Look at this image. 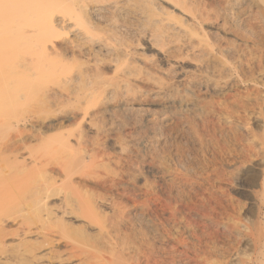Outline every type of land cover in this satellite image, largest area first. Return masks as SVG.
I'll return each mask as SVG.
<instances>
[{
	"label": "bare ground",
	"instance_id": "obj_1",
	"mask_svg": "<svg viewBox=\"0 0 264 264\" xmlns=\"http://www.w3.org/2000/svg\"><path fill=\"white\" fill-rule=\"evenodd\" d=\"M8 21L13 26L6 27ZM0 48L2 62L8 61L14 68L10 77L15 83L17 100L38 93L43 96L47 110L38 130L25 127L18 136L22 145L15 143L19 147H14L9 139L0 155L6 154L14 166L20 167V172H25L28 164L26 159L21 162L19 155L22 148L30 149L28 141L37 140L43 145L60 143L57 152L54 150L56 158L34 160L33 168L44 181L36 191L33 188V192L25 191L19 197L7 194L9 186L22 173L0 176V200L25 203L31 198L38 203V211L31 217L33 221L56 215L62 223L71 218L87 220L89 224L104 221L107 209L114 213L118 210L109 193H124L127 188L118 180L99 176L95 171L98 166L87 163L99 159L102 165L115 162L123 177L135 175L140 156L164 159L159 154L160 147L172 136L193 140L201 153L208 144L217 142V135L232 141L231 147L225 146L223 150L218 147L220 156L226 157L220 168L233 172L246 167L242 184L257 202V209L262 210L264 80L259 75L264 73V0H0ZM3 102L0 96V103ZM4 117L0 111V118ZM33 118L24 125L34 123ZM216 119L217 123L224 120L221 123L225 125L218 126ZM239 124L250 126L248 133L255 140L254 146H260L257 160L252 159L251 150L245 148L248 153L241 152L235 147L241 137L233 126ZM115 150L122 154H112ZM176 167V171H156L161 180L170 181L174 196L190 186L185 173L177 172ZM214 167L215 171L221 170ZM225 167L228 169L224 170ZM55 174L64 180L59 183ZM74 177L81 179L76 182ZM59 184L67 185L64 197L60 195ZM80 193L88 196L87 211L75 198ZM55 200L57 206L52 203ZM142 208L135 213L120 208L122 214L118 212V216H122L117 226L111 231L102 228L98 233L100 243L92 251L70 252L64 257L56 256L51 248L39 253L41 248L32 245L35 248L18 250L14 259L8 246H3L0 264H93L96 260L101 264L106 260L105 253L110 259L102 264H143L140 258L135 259L138 256L135 248L128 244L121 247L119 242L122 235L126 238L134 230L139 219L145 220L146 209ZM148 218V227L153 232H162L159 231L162 223L155 221L159 219ZM254 226L250 232L255 248L251 264H264V217H258ZM183 232L173 234L176 244L170 247L169 261L157 256L153 261L150 254H145V264H219L214 261L216 252L203 247L205 240L201 235ZM1 233L3 228L0 237ZM163 254L161 251L160 255Z\"/></svg>",
	"mask_w": 264,
	"mask_h": 264
},
{
	"label": "rangeland",
	"instance_id": "obj_2",
	"mask_svg": "<svg viewBox=\"0 0 264 264\" xmlns=\"http://www.w3.org/2000/svg\"><path fill=\"white\" fill-rule=\"evenodd\" d=\"M6 10H8L7 7H6ZM5 26L11 27L13 26V23L11 21H8L5 23ZM0 52H1V48H0ZM12 67L13 66L8 61H4L3 63L2 59H0V96L1 98L4 99L3 104L0 103V111L3 112L5 115L4 118H0V124L2 127L0 129V132H1L0 133V151H2L3 148L10 141L14 143V147H19L18 146L19 144L21 146L22 144L20 143V141H18L19 139L21 140V138L18 137L20 134L19 132L23 131L25 127L27 128L26 130H30V129L38 130L40 128L39 122L47 115V110H46V106H44L45 104H44V99L42 95L35 93V95L31 94L21 99L20 101L17 100L15 83L12 82L11 77H10L14 69ZM261 76L263 77L261 78ZM259 79L264 80V73L263 74L261 73L259 75ZM33 115H36L38 118L36 119L33 118L32 117ZM30 117L33 118L31 122H34V123L28 122L31 124L24 125L28 119H32ZM216 120L217 121L215 122L217 123L219 120L218 119ZM221 122L225 123L224 120H220L219 123ZM219 123H217L218 126L225 125L222 123L219 125ZM236 126H233V131L237 135H239V137H241L242 139L240 138V142H238L240 143V145L237 143L236 144L237 146L235 145V147L238 148L239 151L242 150L243 152H245L248 149L251 150V154L253 155L252 159L254 160L256 158L255 160H257L258 159L257 156L259 154L258 155L256 154L259 153L257 151L258 150L260 151V148H259L260 146L259 145L254 146L255 140H253L250 134L248 133L250 126L245 127L244 125H240V124ZM218 136L219 135H217L216 137L217 139L216 143H218L217 145L216 143H212L213 145L210 144L211 146H209L208 144V146L205 147L206 150L205 149L202 150V153L206 155L202 154L200 152L201 150L197 149L198 146L197 144L195 145V143H192L193 140H189L188 138L182 139V138H179L180 136L176 138L172 136L169 138L170 140L168 139L165 143H163L164 145L162 144L160 147V151H159L160 156L161 157L162 155L163 157L165 156L164 159H162L163 161L160 158L153 157L152 155L149 156V155L144 154L140 156L141 160H140V157L139 159H137L139 166L140 165L142 166L139 167L137 165L138 167L137 169L139 173L137 171L135 175L133 174L129 176L125 174L126 176L123 177L122 175H120L123 171L119 168V166L115 162H112L110 164L104 163L105 165H102L101 164L102 160L99 159L98 161L92 162L90 164L87 163L88 166H92V167L98 166L95 169V171L98 173L99 176H102L108 179L118 180L120 181V183H123L124 186L127 188V191L124 193L121 191H114V192L109 193V196H112L111 198H113L115 207L118 208V210L120 208L123 209L124 207H126L128 212L135 213V211L141 209L142 208L141 206H143L144 208L142 209L144 210L146 209L148 211L147 212L145 210V216H146L145 220L144 218L143 219L141 218V220L139 219L140 221L138 220L136 222L138 223V224H135V227H134V230L136 231L132 230L130 231V233L128 232V236H126V238H125V235H122V238L119 240L121 247L128 244L130 247H132V249L135 248V251L138 252L137 254L138 256H135V259L140 258V261H143L141 263L145 264L146 263L145 261H147L145 260L147 259L144 256L145 254H150L151 259H153V261L156 258V256H157V259H161V258L162 260L170 259L169 256L171 255H168L170 251V247L171 245L174 244L175 246L176 244L175 243L176 239H174L175 235L173 234H176V233L179 234L180 230H182V232L185 230L184 232L188 233L187 235L191 234V236H193L194 234H195L194 236L201 235V237L203 238L202 240L203 241L205 240L204 241L205 243L203 242L204 243L203 247L208 250H211L212 248V251L216 252V255H215L216 257L214 256V259L216 260L214 261L219 264H227L228 261H229L228 264H235V263L237 264L238 262L239 263L241 262L240 264H251V262L253 261V258L255 256V248H254V243L252 241L253 239H252L250 232H251V229L255 227L254 224L257 218L264 217V205L260 207L262 210L260 209L261 211H259L258 210L259 207H256V205H258L257 202L254 201L251 195L247 192V189L242 184V180L244 177L246 167L242 166L241 169L238 168V170L233 169L234 170L233 172L229 171L231 174L228 171L225 172L220 168L221 167L220 163H222L226 159V157H224L223 154L222 156H220L221 154L220 151L223 150L225 146L230 145L229 147H231L232 141H229V140L226 141L222 139L221 136L219 137ZM171 138L173 139L174 142L171 141L172 140ZM185 141H187L188 144ZM58 142L55 141V143L52 142L50 145L49 144L43 145L37 140H32L30 142L28 141V146H30V149L22 148V150L20 151V155H19V160L22 162L24 161L22 159H26L25 161L28 164V167H27L28 170L25 172H20L21 171L19 169L20 167L18 165L17 167L16 165L14 166V164H12L11 161L8 160V156L6 154L0 155V176L9 175L11 173H16V174L19 172L20 174L22 173L21 175H18V177L20 176V179L17 178L18 180L16 179V181L12 185L9 186L7 190V194H11V195L17 194V196L19 197L20 193H21L20 196H22L23 195L22 193L25 194V191L27 193V191L29 190L28 193H31L33 192L32 191L33 188H36L34 190L36 191L38 187L43 186L44 181H43L42 175L40 174L38 175L36 170H34L33 168V163L35 162L34 160L37 161L39 159L41 161H44L47 159L52 160L56 158L57 157L56 152L59 149L58 146L60 144ZM15 143H17L18 145H16ZM219 143L221 144V146ZM227 143L229 144L227 145ZM190 144L191 145L194 144V145L191 146ZM186 146L188 148L190 147V150ZM212 146L213 147L215 146L214 147L215 149H218L219 147V149L221 150L218 149L219 151L218 152ZM229 147H226V148H229ZM252 147L253 149H251ZM125 149H127L126 146H125ZM161 149H162V153H161ZM54 150H56V152ZM175 150L177 153L175 152L173 154ZM186 150L190 151L191 154H189V152H186ZM120 152L121 151L119 150H115V152L111 151L112 154L121 155L122 153ZM184 153L185 154L188 153V154L185 156ZM124 154H125V151H123V155ZM184 156L186 158L188 157L189 159L188 158L186 159ZM194 158H197V159L195 160ZM169 159L172 161H170ZM177 159H179L180 162H178L179 160ZM216 163H218L219 165L218 164L216 165ZM98 164H100V166ZM170 165H171V168H169ZM214 166L219 167V169H221L222 171L221 170L215 171L216 167ZM174 167H176L177 172H179L180 170L182 174L185 173L184 176L190 180L189 181L190 186L194 185L192 186V188L190 186L189 188L188 187L185 188L186 189V190L184 189L185 191L181 190L177 194V196H174L175 192L171 193L170 191V186H171L170 181H168L167 178L166 180L165 179L161 180L160 176L156 174V171H160V170L162 172L172 171V169L176 171ZM187 168L188 170H186ZM166 169L167 170L170 169V170L166 171ZM227 169L228 168L226 167L224 168V170H227ZM189 170L190 172L188 173ZM210 171L212 174H214V176H212ZM35 172L37 174H35ZM25 174L27 176H25ZM33 174L35 175V178ZM22 175H24L25 178H23ZM57 175L55 177L57 178L59 183H61V181L64 179L59 174ZM211 176L213 178H211ZM157 177L160 178L161 181ZM216 177L219 180L216 179ZM80 179L81 177H74V180L76 182L80 181ZM220 179L222 181H220ZM166 182L168 183L167 184L168 187L167 185H165ZM59 187H60L59 188L60 195L62 194L61 196L64 197L67 191V188H66L67 185L64 184L62 186L61 184H59ZM93 188L94 187H91V189ZM93 190L100 192V189L94 188ZM184 192H185V195L183 194ZM5 195H4V198H5ZM75 198L78 201V203L81 206H83V210L87 211L85 203L87 201L88 196L85 195L84 193H80ZM173 198H176V199H173ZM32 200L33 199L30 198L25 203L20 202L19 200H13L14 202H11L8 199L0 200V229L3 228V233L1 234L4 236V239L1 238L3 237L2 235L0 237V247L8 246L7 249L10 250V254L12 255L14 259H16L17 257L18 250L32 248L33 247L32 245H34L35 247L37 246L36 248L38 249L41 248L39 250V253L44 252L47 248H51L52 250H54L55 255L58 254L64 257H66L70 252L71 253L73 252L81 253V252L92 251V249L98 246L100 243V237L98 234L99 231L102 228L104 231L114 230L113 227L117 226V223H118L117 221H120L119 218H121L122 216L121 215L122 213L118 211L117 209H116L117 211L116 213H114L112 209H107L106 210L107 217L104 219V221H93V223L91 224H89L87 220L76 221L73 218L66 219V221L62 223L57 220L58 215L51 217V219L47 218V219H42L40 221L38 220L33 221L32 218L35 215V213L38 211L37 209L39 208V206H38V203H35V200L33 201ZM52 203H56V206H57L56 200L52 201ZM118 212L121 213L120 216H118ZM156 214L157 216L161 214L160 216H162V218H160V216L159 218H157ZM153 215H155V218H153ZM148 216L149 218H152V219H156V218L159 219L158 221L157 220L155 221L160 224L162 223L159 226L160 227L159 231H162V232H153L151 228L148 227L149 224L147 223V220H146ZM166 217L168 219H166ZM169 217L171 220L169 219ZM164 220L166 221L164 222ZM143 222L145 223V225ZM146 224H147V227H146ZM163 224H166V226ZM247 226L250 228L248 229ZM252 226L254 227L252 228ZM81 228H84L85 231H81ZM147 228L148 229L150 228L149 231ZM28 229H30V231ZM175 230L177 231L175 232ZM144 235L145 236L147 235V237H145ZM144 237L146 240L144 239ZM149 238L151 239V241L149 240ZM147 239L149 242L147 241ZM153 240H154V244L151 245L153 243ZM147 244H150V245L148 246ZM205 244L207 245V247ZM155 245L157 248L155 247ZM147 246L150 248H148ZM151 246H153L152 249H151ZM176 246H178V249H181L179 245H176ZM165 249L166 251H164ZM150 251L152 253H150ZM158 251L164 252L163 256H165L167 259L163 257L162 255H160V252ZM153 252L157 254L154 255ZM139 253L141 255H139ZM105 255H104L105 256L104 258H106V260L110 259L108 254L105 253ZM90 260L93 261L94 259L92 258ZM104 260L105 259H103V261ZM103 261L102 263H104ZM95 262H98V261L96 260ZM95 262H93V264H95ZM53 264H58V263L54 262Z\"/></svg>",
	"mask_w": 264,
	"mask_h": 264
}]
</instances>
